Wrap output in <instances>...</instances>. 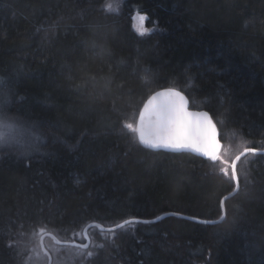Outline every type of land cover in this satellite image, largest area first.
<instances>
[{
	"label": "trees",
	"instance_id": "16d2710c",
	"mask_svg": "<svg viewBox=\"0 0 264 264\" xmlns=\"http://www.w3.org/2000/svg\"><path fill=\"white\" fill-rule=\"evenodd\" d=\"M105 2L0 0V116L45 133L28 155L0 148V264H47L40 236L84 242L90 221L218 218L230 162L264 149V0H124L118 12ZM164 87L209 112L217 160L149 150L126 127ZM236 169L221 222L93 226L88 248L46 236L51 264H264V154Z\"/></svg>",
	"mask_w": 264,
	"mask_h": 264
},
{
	"label": "snow or ice",
	"instance_id": "6c2138e0",
	"mask_svg": "<svg viewBox=\"0 0 264 264\" xmlns=\"http://www.w3.org/2000/svg\"><path fill=\"white\" fill-rule=\"evenodd\" d=\"M119 6V0H109L105 7L107 11L115 12L119 9ZM146 19L147 15L140 14L139 12L133 16V20L139 22V26L136 27V25H134V27H136L138 34L141 36L148 34L150 31L143 27V22ZM161 97L165 99L163 102L157 103L158 98ZM186 103L185 97L181 95L179 91L168 89L163 92H158L155 96L149 98L143 111L140 112L139 127L134 128L132 124H127L126 127L139 133L140 142L149 148H192L213 161L217 160L218 156L216 152L219 145L217 141V128L213 120L208 112L199 113L200 120L198 121V131L195 135L191 134L185 120V117L190 115L185 111ZM146 116L150 121L154 116L155 124L149 123L146 126ZM35 139L41 140L42 138L36 137ZM248 151L251 150L245 149V152ZM243 155L244 152H241L240 155L236 157V160H239L240 156ZM232 167L231 179L236 180L235 161H233ZM222 171H225L227 175L225 169H222ZM157 219H160V217H157ZM139 222L140 221L135 218L126 220L114 225V227L108 229V231L111 232L117 228L127 229L135 227V224ZM97 227H100V225H97ZM75 247L82 248L87 246L76 245ZM77 254L79 255L81 253ZM88 255H91V253H88Z\"/></svg>",
	"mask_w": 264,
	"mask_h": 264
},
{
	"label": "water",
	"instance_id": "95a60500",
	"mask_svg": "<svg viewBox=\"0 0 264 264\" xmlns=\"http://www.w3.org/2000/svg\"><path fill=\"white\" fill-rule=\"evenodd\" d=\"M168 89H172L174 91H179L181 93V95H183L185 97V100L187 101V103L185 104V111L187 113H189L190 115L186 116L185 117V120H186V123H187V126L191 132V134L195 135L198 131V121L200 120V117H199V113H202V112H208L204 109H197V108H190V102H189V99L188 97L182 92L180 91L179 89H176L174 87H164V88H160L156 91H154L153 93H151L147 98L146 100L144 101V103L142 104L140 110H139V113H138V117H137V121H136V127H139L140 125V112L143 111L144 109V106L145 104L148 102L149 98L152 97V96H155L158 92H163V91H166ZM165 98L161 97V98H158V101L157 103H160V102H163ZM209 113V112H208ZM209 116L211 117V115L209 114ZM212 119V117H211ZM213 120V119H212ZM214 122V120H213ZM151 123V124H155V117L153 116L152 120L150 121L149 118L146 116V119H145V124L146 126ZM216 128H217V141H218V148H217V156L219 155V152L221 150V147H222V142L219 138V129L216 125V123L214 122ZM138 134V137H139V133ZM140 141V140H139ZM140 144L149 149V150H152V151H158V150H162V151H166V152H189V153H192L198 157H201L203 159H209L211 160L209 157L203 155L202 153L200 152H197L195 150H193L192 148H181V149H172V148H156V149H153V148H149L145 145H143L141 142ZM245 149H249L251 151H248V152H245ZM241 152H244V155L243 156H240V159L244 156H246L247 154L249 153H254V154H264V149H254V148H250V147H246L244 149H242L237 155H235V157L232 159V161L230 162V167H231V171L233 170V161H235V170H236V174H237V164L239 162V160H236V157L240 155ZM213 161V160H211ZM235 182V189H233L234 191H236V189L238 188V178H236V180H234ZM234 191H232L231 193H229L228 195L224 196L221 200V204H222V215L218 218V219H213L211 221H207L209 219H203V218H199V217H195V216H191V215H187V214H183V213H180V212H172V211H169V212H165V213H162L154 218H137V217H130V218H126L122 221H120L119 223L123 222V221H126V220H130V219H133L135 218L136 220L140 221V222H155V221H159L161 219H163L164 217L166 216H171V215H175V216H178V217H182V218H186V219H190V220H193V221H198V222H208V223H211V224H216V223H219L221 222V220L223 219L224 217V208H223V203H224V200L226 198H228ZM157 217H160V219H157ZM118 223V224H119ZM97 225H100V227H97ZM116 225V224H115ZM97 227L98 229L102 230V231H108V229L110 228H113L114 225H103L99 222H96V221H90L88 222L84 227H83V230H82V233H83V237H84V242H80V241H76V240H60L58 239L54 234L50 233V232H45L43 233L41 236H40V247L42 249V251L47 255V264H51L52 263V255L51 253L45 248V244H44V238L46 236L52 238V240L56 243V244H59V245H71V246H76V245H80V246H84L86 245L87 247H82V248H88L89 245H90V236L88 234V230L91 228V227Z\"/></svg>",
	"mask_w": 264,
	"mask_h": 264
},
{
	"label": "clouds",
	"instance_id": "9594fccd",
	"mask_svg": "<svg viewBox=\"0 0 264 264\" xmlns=\"http://www.w3.org/2000/svg\"><path fill=\"white\" fill-rule=\"evenodd\" d=\"M45 135L43 129H32L31 132L19 131L8 125L0 126V148L15 147L20 155H28L38 151L42 146V139L36 140V137L43 138Z\"/></svg>",
	"mask_w": 264,
	"mask_h": 264
},
{
	"label": "rangeland",
	"instance_id": "374dc122",
	"mask_svg": "<svg viewBox=\"0 0 264 264\" xmlns=\"http://www.w3.org/2000/svg\"><path fill=\"white\" fill-rule=\"evenodd\" d=\"M109 2V0H106V2L104 3V8L106 9V4ZM123 2H124V0H119V4H120V6H119V9L117 10V11H115V12H118L119 10H121L122 8H123ZM137 12H139V11H136L135 12V14H134V16L137 14ZM140 14H144V13H141V12H139ZM134 25H136V27H138L139 26V22L138 21H134L133 19H132V27H133V29L137 32V30H136V27H134ZM143 27L144 28H146V29H148V27H147V25H146V20L143 22ZM5 118L3 119L1 116H0V126H4V125H9L10 127H14V128H16L17 130H18V132L19 131H21V130H23V131H25L26 129H28L25 125H24V127L22 128L21 126H19V125H17V121H10L9 119L10 118H8V117H6V116H4ZM19 124V123H18ZM7 148H10V149H14V150H16V151H19L17 148H15V147H7Z\"/></svg>",
	"mask_w": 264,
	"mask_h": 264
},
{
	"label": "bare ground",
	"instance_id": "6f19581e",
	"mask_svg": "<svg viewBox=\"0 0 264 264\" xmlns=\"http://www.w3.org/2000/svg\"><path fill=\"white\" fill-rule=\"evenodd\" d=\"M199 109H200V108H199ZM205 110H206V109H205ZM216 125H217V124H216ZM217 127H218V126H217ZM137 135H138V134H137ZM138 140H139V137H138ZM139 143H140V141H139ZM250 148H254V147H250ZM254 149H259V148H254ZM234 157H235V156H234ZM231 172H232V171H231ZM237 178H238V176H237ZM235 187H236V185H235V182H234V188H233V189H235ZM238 188H239V180H238ZM238 188L236 189V191L238 190ZM233 189H232V191H234ZM232 191H231V192H232ZM236 191H234L231 195H233ZM231 192H230V193H231ZM228 194H229V193H227L226 195H228ZM226 195H224V196H226ZM231 195H230V196H231ZM224 196H223V197H224ZM230 196H229V197H230ZM223 197H222V198H223ZM222 198H221V200H222ZM221 200H220V203H221ZM224 201H225V200H224ZM220 207H221V215H222V204H221ZM223 208H224V203H223ZM158 215H160V214H158ZM158 215H156V216H158ZM221 215H220V216H221ZM156 216H154V217H156ZM220 216H219V217H220ZM224 216H225V208H224ZM154 217H152V218H154ZM219 217H218V218H219ZM218 218H215V219H218ZM223 218H224V217H223ZM211 220H213V219H209V220H207V221H211ZM118 223H119V222H118ZM118 223H116V224H118ZM200 223L211 224V223L204 222V221H202V222H200ZM113 225H115V224H113ZM52 234H53V233H52ZM39 242H40V241H39ZM45 248H46V247H45ZM46 249H47V248H46ZM47 250H48V249H47ZM42 252H43V251H42ZM43 253H44V252H43ZM44 254H45V253H44Z\"/></svg>",
	"mask_w": 264,
	"mask_h": 264
}]
</instances>
